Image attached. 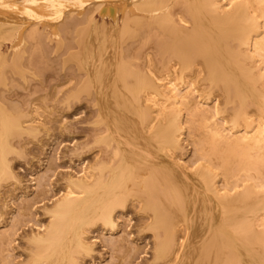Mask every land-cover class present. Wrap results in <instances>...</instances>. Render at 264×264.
I'll use <instances>...</instances> for the list:
<instances>
[{"label": "bare ground", "instance_id": "obj_1", "mask_svg": "<svg viewBox=\"0 0 264 264\" xmlns=\"http://www.w3.org/2000/svg\"><path fill=\"white\" fill-rule=\"evenodd\" d=\"M41 28L83 71L74 97H93L103 148L87 175L67 176L48 225L30 237L31 264L88 257L87 230H116L129 200L152 233L150 259L138 264H264V0H0V70L23 77ZM6 81L0 71V88ZM179 84L230 106L224 141L213 121L199 144L206 160L190 171L176 158L179 104H192ZM14 113L0 97V183H18L5 161L25 130Z\"/></svg>", "mask_w": 264, "mask_h": 264}, {"label": "rangeland", "instance_id": "obj_2", "mask_svg": "<svg viewBox=\"0 0 264 264\" xmlns=\"http://www.w3.org/2000/svg\"><path fill=\"white\" fill-rule=\"evenodd\" d=\"M227 1L222 0V3ZM83 13H75L71 18L78 19ZM29 28V25L24 28V35ZM40 30V42L26 44L23 77L17 73L10 77L7 68L0 70L7 80L6 88H0L1 101L15 108V116L25 127L10 141V150L5 154L6 164L18 183H0V264H31L30 237L43 233L48 225L49 210L66 192L67 176L82 178L95 161L102 158L103 147L99 142L102 127L93 97H74L84 77L83 71L68 60V47L57 48L50 31ZM145 44L136 57L142 59L146 50H152L151 41ZM12 54L11 50L5 53L6 61L10 62ZM260 58L259 54H253L257 64ZM179 85V93L187 91L192 104L190 107L179 104L183 136L176 158L190 171L206 160L199 144L213 133V121L222 127L217 131L224 141L226 124L221 120L228 117L230 106L225 107L222 98L214 99L213 96L206 102L203 92ZM210 166L217 174L218 189L222 190V171L215 163L211 162ZM116 215L118 227L113 232L103 230L99 224L87 230L88 242L94 244L92 252L75 264H138L150 259L152 233L142 231L144 216L137 212V203L127 201Z\"/></svg>", "mask_w": 264, "mask_h": 264}]
</instances>
